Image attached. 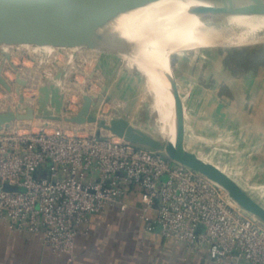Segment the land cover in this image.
<instances>
[{
  "label": "built area",
  "instance_id": "2783aa9c",
  "mask_svg": "<svg viewBox=\"0 0 264 264\" xmlns=\"http://www.w3.org/2000/svg\"><path fill=\"white\" fill-rule=\"evenodd\" d=\"M21 126L0 131V222L10 232L36 235L72 261L93 215L126 209L138 196L145 231L188 255L210 264H264V222L202 174L115 136Z\"/></svg>",
  "mask_w": 264,
  "mask_h": 264
},
{
  "label": "rangeland",
  "instance_id": "374dc122",
  "mask_svg": "<svg viewBox=\"0 0 264 264\" xmlns=\"http://www.w3.org/2000/svg\"><path fill=\"white\" fill-rule=\"evenodd\" d=\"M219 34L227 37L225 42L208 47L194 44L176 52L166 49V61L183 123L185 116L196 120L195 127L187 128L188 147L184 145L202 160L211 164L216 162L215 166L264 206V158L255 139L248 134L242 139L231 138L230 132L219 121L215 122L216 126H208V114L201 111L209 97L210 107L216 110L218 117L227 90L237 94L244 90L249 107L256 105L258 91L264 90V80L259 78L264 72V33L256 40L237 44H233L232 32ZM105 56L109 60L104 62ZM136 61L135 56L127 57L121 48L95 47L94 44H0V113L26 114L30 108L35 111V120L16 121L11 125V131H17L24 123L30 131L51 133L76 129L75 132L81 135L97 132L106 121L110 123L112 119L120 118L158 139L162 153H167L171 139L160 128L157 116L151 113V97ZM103 64L104 70L101 69ZM208 67L215 69V79L209 82L196 80L198 74L208 76ZM62 73L63 78H59ZM19 80L26 84H20ZM43 88L50 89L51 99L55 93L63 98L62 117L65 118L77 115L85 104V96L91 97L94 101L92 114L100 122L79 129L65 123L63 118L58 123L50 122L39 113L40 109L54 112L51 102L47 106L40 102ZM198 92L186 108L191 94ZM207 92L213 94L212 97L202 95ZM213 100L218 102L212 105Z\"/></svg>",
  "mask_w": 264,
  "mask_h": 264
},
{
  "label": "water",
  "instance_id": "95a60500",
  "mask_svg": "<svg viewBox=\"0 0 264 264\" xmlns=\"http://www.w3.org/2000/svg\"><path fill=\"white\" fill-rule=\"evenodd\" d=\"M169 4L182 11L177 13L176 21L191 23L247 13L262 7L264 0H0V44L61 45L70 43L69 36L75 32L85 37H96L116 30L127 17ZM168 12L167 19L176 11H171L174 14ZM62 75L59 78H63ZM19 83L26 84L22 80ZM42 92L40 102L43 106L51 102L54 112L40 109L39 113L49 121L60 122L63 118V98L55 93L56 96L51 99L49 88H43ZM93 106V99L85 96L82 110L75 116L64 118V121L77 126L97 125L100 121L92 114ZM36 116L32 108L26 114L0 113V131L10 128L16 121H33ZM104 134L162 153V144L158 139L124 119L115 118L110 123L106 121L96 132L99 137ZM162 154L218 184L233 201L264 222V206L219 167L202 160L185 147L183 117L176 143L167 146V153ZM4 189L9 192L21 190L10 185H5Z\"/></svg>",
  "mask_w": 264,
  "mask_h": 264
},
{
  "label": "crops",
  "instance_id": "0c3cea01",
  "mask_svg": "<svg viewBox=\"0 0 264 264\" xmlns=\"http://www.w3.org/2000/svg\"><path fill=\"white\" fill-rule=\"evenodd\" d=\"M108 60V56L103 59L104 62ZM207 73L208 76L196 75V80L209 82L215 79V69L208 67ZM259 78L264 80V72ZM258 92L256 105L252 108L244 90L240 94L227 90L218 117L216 110L210 107L209 97L201 111L208 114V126H216L215 122L219 121L230 132L231 138L242 139L245 134L254 138L264 158V90ZM198 95L199 92L191 94L186 108ZM202 95L212 97L213 94ZM213 101L212 105L218 102ZM185 119L184 143L187 146V128L195 127L196 120L187 116ZM213 164L217 165L216 162ZM127 202L126 209L116 206L105 214L91 217L89 224L80 230L72 261L52 252L36 235L10 232L0 222V264H210L204 258L188 255L160 233L145 231L140 220V198L132 196Z\"/></svg>",
  "mask_w": 264,
  "mask_h": 264
},
{
  "label": "bare ground",
  "instance_id": "6f19581e",
  "mask_svg": "<svg viewBox=\"0 0 264 264\" xmlns=\"http://www.w3.org/2000/svg\"><path fill=\"white\" fill-rule=\"evenodd\" d=\"M169 5L127 17L116 30L96 37L75 32L69 36V41L75 46L94 44L95 47L121 48L127 57H136L151 97V113L157 116L162 131L169 135L171 145L176 143L182 114L166 61V49L176 52L194 44L208 47L225 42L227 37L219 32H232L233 44L256 40L264 33V5L247 13L191 23L176 21L177 13L182 11ZM168 11L176 12L167 19Z\"/></svg>",
  "mask_w": 264,
  "mask_h": 264
}]
</instances>
